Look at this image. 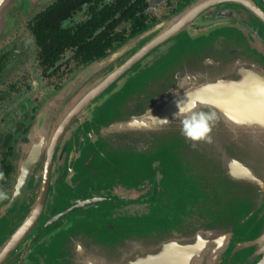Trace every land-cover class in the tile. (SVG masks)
I'll return each instance as SVG.
<instances>
[{"label":"water","instance_id":"1","mask_svg":"<svg viewBox=\"0 0 264 264\" xmlns=\"http://www.w3.org/2000/svg\"><path fill=\"white\" fill-rule=\"evenodd\" d=\"M21 1L41 0H0V35L12 26L10 8ZM220 1L193 0L85 66L49 96L38 114L32 133L35 144L23 164L16 194L29 181L54 115L82 85L120 58L133 55L74 104L62 120L60 132L140 60ZM153 58L145 61L144 72H139L144 76L137 84L129 87L134 81L129 78L122 95L107 101L101 119L95 118L89 125L92 130L80 134L74 154L77 158L91 143L87 162L109 167L121 164L126 170L133 168L135 175L144 167L151 173L160 163H173L179 179L185 180L178 207L169 190L164 213L153 218L76 223L56 236L43 263L217 264L229 254L242 252L260 256L258 264H264V170H259L264 169V49L242 29L218 28L192 39L186 49L175 51L170 45ZM200 114L210 118L207 131L193 138L185 133L184 121ZM208 177L213 189L230 193L223 191L226 195L218 199L221 211L214 224L197 222L196 227L185 228L183 222L197 221L212 207L211 193L201 180ZM42 206L43 198L27 225L38 217ZM256 227L259 233L247 236ZM8 248L0 253V263Z\"/></svg>","mask_w":264,"mask_h":264},{"label":"flooded vegetation","instance_id":"2","mask_svg":"<svg viewBox=\"0 0 264 264\" xmlns=\"http://www.w3.org/2000/svg\"><path fill=\"white\" fill-rule=\"evenodd\" d=\"M192 1L41 0L17 2L10 8L12 26L0 35V253L9 246L0 264H44L43 256L54 246L56 236L81 221L103 224L164 213L169 196L164 164L160 163L163 172L157 176L144 167L134 177V169L126 170L121 164L109 167L87 162L86 155H92L88 150L93 147L91 143L77 158L74 154L80 134L92 130L89 125L95 118L101 119L109 98L151 53L60 132L61 122L74 104L133 55L97 72L77 90L54 115L29 181L21 193L16 191L23 164L35 144L32 133L38 114L49 96L85 66L132 38L133 33L163 22ZM218 28H240L264 49V0H222L196 18L187 29L193 32L187 36ZM203 188L211 193L212 207L197 221L183 222L185 228H194L197 222L211 226L214 217L220 215L215 189L205 178ZM41 198L40 214L27 225ZM260 260V256L238 252L217 264H258Z\"/></svg>","mask_w":264,"mask_h":264},{"label":"rangeland","instance_id":"3","mask_svg":"<svg viewBox=\"0 0 264 264\" xmlns=\"http://www.w3.org/2000/svg\"><path fill=\"white\" fill-rule=\"evenodd\" d=\"M187 7V6H186ZM185 8V7H184ZM183 8V9H184ZM10 16V15H9ZM10 20H12L11 19V17H10ZM11 22H13V21H11ZM240 29V28H239ZM212 30H210V31H208V32H205V33H203V34H208V33H210ZM192 33L193 31L192 30H187V29H185L183 32H181L180 34H178L177 36H175L174 38H172L170 41H168L167 43H165L164 44V46H162V47H159V48H157L153 53H151V55L147 58V59H145V61L146 60H148V59H154L153 57H155V56H157L158 55V53H160V52H162V51H164L165 50V48H167L168 46H170V45H172V46H174V49H175V51H178V50H180V49H186V48H188L189 46H190V44H191V40L192 39H197V38H199V36H201V35H195V36H193V35H190V36H187V33ZM170 48V47H169ZM172 52H174V50H172V47H171V49H170ZM166 58H164L163 60H165ZM143 62V63H141V64H139V65H137L136 67H135V71L132 73V74H130L129 75V77L128 78H131V79H133L134 81H133V83L129 86V87H131V86H133V85H135V84H137L139 81H140V79H141V77H143L144 75H141V74H143V72H144V69L146 68V67H144L145 66V64H146V62ZM143 71V72H141V73H139L140 71ZM137 74H139V78L137 77V78H133L134 76H136ZM129 87H127V88H129ZM123 91H125V89H123L122 87L115 93L116 94V96H115V94H113L110 98H109V100L110 99H115L116 97L118 98L119 96H121L122 94V92ZM76 93V92H75ZM74 93V94H75ZM73 94V95H74ZM72 95V96H73ZM72 96H71V98H72ZM115 96V97H114ZM114 97V98H113ZM70 99H68L66 102H68ZM65 102V103H66ZM107 103V102H106ZM61 110V109H60ZM261 164H264V159H262L261 160ZM165 165V168L167 169V172H169L168 174H167V176H168V182H167V187H166V190H167V192H169V190L172 192V194H174V206H177L178 207V205H179V199L181 198V197H183V195H184V193H185V191L183 190L185 187H184V181L185 180H181V178L179 179V175L176 173V171H174V170H177V169H175V167H174V165H173V163H171V166H169V165H166V164H164ZM182 170V169H181ZM259 170H264V169H262V166L260 167V169ZM159 171L160 172H163L161 169H160V167L159 166H156L155 168H154V170L152 171L153 172V176L156 174V176L158 175V173H159ZM136 175L134 174V177H135ZM182 179H184V178H182ZM201 180H202V183H203V181H204V178H201ZM207 182H209V184H211V181H212V179L210 178V177H208V178H206L205 179ZM179 181H180V184H179ZM168 184H169V186H168ZM168 187H170L171 189H169ZM229 188V187H228ZM223 191H226V193H227V195L230 193V191L228 190V189H224ZM223 191H219V190H216L215 189V192H216V197L218 198V199H220L221 197H223L224 195H226V193L225 192H223ZM253 192V191H252ZM171 194V195H172ZM223 194V195H222ZM249 194V193H248ZM174 213H175V211H174ZM146 219H147V217H145ZM141 218H135L134 220H140ZM146 219H144V220H146ZM17 225V224H16ZM14 226L15 225H13V227H12V229L14 228ZM259 233V231H258V227H256V228H254L253 230H251V231H249L248 233H246L247 234V236H249V237H251V238H253V237H255L257 234Z\"/></svg>","mask_w":264,"mask_h":264},{"label":"clouds","instance_id":"4","mask_svg":"<svg viewBox=\"0 0 264 264\" xmlns=\"http://www.w3.org/2000/svg\"><path fill=\"white\" fill-rule=\"evenodd\" d=\"M210 119L204 114H200L195 119H187L184 121L185 133L193 138H197L199 133H201L206 128V120Z\"/></svg>","mask_w":264,"mask_h":264},{"label":"trees","instance_id":"5","mask_svg":"<svg viewBox=\"0 0 264 264\" xmlns=\"http://www.w3.org/2000/svg\"><path fill=\"white\" fill-rule=\"evenodd\" d=\"M133 34L137 35V34H139V33H133ZM135 35H134V36H135ZM121 40H122V39H121ZM121 40H120V41H121ZM125 42H126V41H125ZM123 43H124V42H123ZM123 43H121V44H123ZM121 44H119L118 46H120ZM118 46H117V47H118ZM111 47H112V45L109 46V49H110ZM117 47H116V48H117ZM116 48H115V49H116ZM107 49H108V47L105 48V51L103 52V54L109 50V49H108V50H107ZM106 55H107V54H104L103 57L106 56Z\"/></svg>","mask_w":264,"mask_h":264},{"label":"snow or ice","instance_id":"6","mask_svg":"<svg viewBox=\"0 0 264 264\" xmlns=\"http://www.w3.org/2000/svg\"><path fill=\"white\" fill-rule=\"evenodd\" d=\"M207 131V129H204L201 133H199L198 135H202L203 134V132H206Z\"/></svg>","mask_w":264,"mask_h":264}]
</instances>
